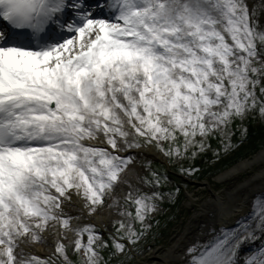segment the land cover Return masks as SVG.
Masks as SVG:
<instances>
[{
	"label": "snow or ice",
	"instance_id": "1",
	"mask_svg": "<svg viewBox=\"0 0 264 264\" xmlns=\"http://www.w3.org/2000/svg\"><path fill=\"white\" fill-rule=\"evenodd\" d=\"M254 119L264 0H0V264H130L182 190L137 160L198 176ZM248 202L178 264H264V190Z\"/></svg>",
	"mask_w": 264,
	"mask_h": 264
},
{
	"label": "bare ground",
	"instance_id": "2",
	"mask_svg": "<svg viewBox=\"0 0 264 264\" xmlns=\"http://www.w3.org/2000/svg\"><path fill=\"white\" fill-rule=\"evenodd\" d=\"M144 152L147 153L148 150L145 149ZM146 156L157 158L155 153ZM219 185L222 187L218 190L216 187ZM195 186L197 192L193 197L187 194L183 206L189 211L188 216L173 229L165 244L147 251V261L142 264H178L183 249L195 242L200 235L201 226L212 222L211 213L214 210L217 213V223L231 222L236 215L246 213L252 194L264 190V145L255 153L219 172L213 180L202 181ZM208 189L210 194L205 195ZM199 192L200 195H196ZM109 211L107 208L99 210L92 221L107 227L111 220ZM229 216L231 219H228ZM34 252L47 255L48 248L37 245Z\"/></svg>",
	"mask_w": 264,
	"mask_h": 264
},
{
	"label": "trees",
	"instance_id": "3",
	"mask_svg": "<svg viewBox=\"0 0 264 264\" xmlns=\"http://www.w3.org/2000/svg\"><path fill=\"white\" fill-rule=\"evenodd\" d=\"M248 129L247 138L245 142L239 143L240 140V133L237 131L236 136L234 137L235 141L239 143V146L236 148L235 151L231 152L229 155L223 156L220 160L215 161L214 163L206 162L209 160L211 154L208 157L201 159L197 166L201 168V174L198 176H194V179H201L206 178L207 176H212L217 174L219 171L227 168L229 165L233 164L234 162L238 161L239 159L245 158L252 153H255L260 147L264 144V122L254 119L249 120L245 125ZM215 144V141H213ZM157 167H161L165 169L164 166L161 164H156ZM174 169V168H173ZM175 170V169H174ZM171 181L173 184H178L180 180L176 177L170 176ZM175 181V182H174ZM183 199V191L176 201V203L172 206H165L164 213L158 217L160 220L159 227L153 230V235L148 236L147 240H145L142 245L144 246L148 241L160 239L164 234L167 233L168 229L174 225V221L176 220L179 214V205L181 200ZM134 259V258H133ZM133 259L130 261L132 262Z\"/></svg>",
	"mask_w": 264,
	"mask_h": 264
},
{
	"label": "rangeland",
	"instance_id": "4",
	"mask_svg": "<svg viewBox=\"0 0 264 264\" xmlns=\"http://www.w3.org/2000/svg\"><path fill=\"white\" fill-rule=\"evenodd\" d=\"M252 2H256V0H250V3H252ZM145 160H151L152 162L154 161V159L152 160L150 157H148V156H143V158L142 159H138L137 160V167L139 168L140 167V165L145 161ZM182 178V180L184 181L183 183L184 184H186V186H187V188L185 189V197H187V194L188 195H191L192 197H193V195L195 194V185H196V183L197 182H205V181H208V180H212L211 179V177H208V178H210V179H208L207 180V178H205L206 180H202V181H199V180H192L191 178H189V177H181ZM222 186L221 185H219V186H217L216 188L219 190V188H221ZM197 192V191H196ZM208 194H210V191H209V189L207 190V192H205V195H208ZM196 195H200V192L199 193H197ZM187 199V198H186ZM186 199H185V201H186ZM184 201V202H185ZM181 208L183 209L182 210V217L180 218V220H178V222H177V224L176 225H174V227L172 228V226H171V228H170V235H171V233L173 232V229L175 228V227H177L183 220H184V218L185 217H187L188 216V212H187V210H186V208H184V207H182L181 206ZM99 211V210H98ZM94 218V216L92 217V219ZM153 235V233L152 234H150L149 236H152ZM169 235V236H170ZM168 237V236H167ZM159 240V239H158ZM165 241V242H163V241ZM161 241H162V244H165L166 242H167V239L166 240H164V238H162L161 239ZM149 242V241H148ZM150 242H152V243H149V244H147L145 247H143V245H142V249L143 250H145L144 252L146 253V251H147V249H148V247L150 246V245H154V244H156V242H157V240L154 242V241H150ZM158 244V243H157ZM143 252V251H142ZM145 253H143V256H141V255H137L136 256V261H135V263L136 264H142V263H140L139 261H143L142 260V258L143 257H145L146 258V255L147 254H145ZM148 253V252H147ZM36 254V253H35ZM37 255H38V253H37ZM135 258V257H134ZM144 261H147V259L146 260H144Z\"/></svg>",
	"mask_w": 264,
	"mask_h": 264
}]
</instances>
